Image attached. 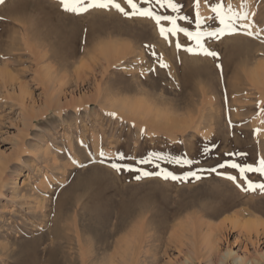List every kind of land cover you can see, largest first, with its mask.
Wrapping results in <instances>:
<instances>
[{
	"label": "rangeland",
	"instance_id": "374dc122",
	"mask_svg": "<svg viewBox=\"0 0 264 264\" xmlns=\"http://www.w3.org/2000/svg\"><path fill=\"white\" fill-rule=\"evenodd\" d=\"M55 1L52 0L54 4ZM43 2L27 0L14 5V16L0 17V73H7V76L0 74L3 77L0 78V264H31L29 259L19 258L15 253L18 246L40 241L53 223L62 228H76L78 232L81 227L101 223L112 227L116 217L125 211L131 212V208L138 210L129 215L131 220L126 218V229L98 254L88 256L89 235L78 243L77 234L73 233L77 240L73 253L76 264L81 261V264H188L187 260L190 264L222 261L236 264L233 262L236 257H242L244 264H264V226L259 227L258 234L255 231L248 234L246 229L233 228L227 221L236 220L238 216L241 224L244 221L264 223V194L256 191L247 195L240 191L243 195L237 197L239 190L230 181L207 171L217 162L229 159L225 155L228 152L248 154V157H234L238 162L252 163L254 157L257 160L264 156V111H261L264 109V66H261L264 44L243 34L225 36L220 41L209 42L220 54L219 60L213 61L177 52L174 43L169 45L158 35L151 21L127 19L114 11L75 16L64 12L58 4L59 8ZM180 2L184 4L185 14L194 15L191 0ZM227 2L239 10L241 0ZM246 4L245 10L255 12L253 19L264 28V0H246ZM201 13L209 15L203 6ZM106 42L119 50H111L113 55L110 56L101 52V45L107 46ZM145 44L154 47L148 49ZM116 51L126 53L119 56L120 52ZM153 51L162 56L170 68H160L157 58L151 54ZM217 63L222 67L217 68ZM149 68L155 71H148ZM253 71L261 72L260 76L255 77ZM129 102H133L132 105ZM151 108L156 110L152 113ZM112 112L116 113V118L108 115ZM255 129L261 131L256 133ZM205 148L210 150L205 152ZM101 150L108 157L115 158L117 153L128 157V161L117 160L118 163H134L162 150L160 153H170L169 158L186 156L197 162L176 165L160 161L170 164L177 175L188 170L205 171L199 181L189 179L184 183L156 177L136 180L135 172L118 173L107 162L100 164ZM137 167L154 170L152 165ZM248 175L254 180L258 178L257 173ZM154 179L169 186L155 194ZM225 183H229L228 186ZM244 195L249 196L248 200ZM236 198L240 203L235 202ZM192 200L200 205L189 210L190 214L186 212L176 217L179 208ZM154 202H159L155 206L166 213L163 216L156 208L163 223L159 241L154 240ZM171 202L175 204L174 209L170 207ZM208 202L213 204L211 208ZM220 205L224 209H218ZM226 205L232 210L227 211L229 214ZM205 206L209 208L203 209ZM244 207L249 208L248 211L254 209L255 215L252 217L254 211L250 214ZM144 208L145 215L141 213ZM201 208L207 213L218 209L215 214L220 211L227 215L213 214L218 216L216 218L206 213L204 218ZM240 209L245 216L239 214ZM146 224L149 228H145ZM137 227L142 233L136 241L138 248L115 257L119 247L115 245L123 235L127 237L130 228ZM227 249L233 254L229 258ZM38 264L42 263L38 261Z\"/></svg>",
	"mask_w": 264,
	"mask_h": 264
},
{
	"label": "snow or ice",
	"instance_id": "6c2138e0",
	"mask_svg": "<svg viewBox=\"0 0 264 264\" xmlns=\"http://www.w3.org/2000/svg\"><path fill=\"white\" fill-rule=\"evenodd\" d=\"M4 2L5 0H0V4ZM57 3L64 12L75 16L88 14L91 11H114L127 19L136 18L151 21L158 35L169 45L174 43L177 52L183 51L191 56L211 58L213 61H218L220 54L209 46L210 41H220L225 36L243 34L264 44V36L261 35L264 33V28H260L253 19L256 15L255 12L245 10L247 8L246 0H241L239 10L232 3H226V0H191V7L194 11V15L191 16L183 12L184 4L180 0H57ZM202 6L207 8L209 15H202ZM144 47L151 49L154 46L145 44ZM151 54L157 58L160 68H170L163 61L162 56H157L155 51ZM216 67L221 68L222 66L217 63ZM148 71H155V69L149 68ZM140 74L143 75L144 73L141 72ZM169 75H171L170 72ZM225 99L227 100V97ZM108 115L116 118L115 112L108 113ZM231 123L229 120L230 125ZM143 131L141 129V132ZM260 131V129L254 130L256 133ZM209 150V148H205V152ZM89 155L91 156V153ZM225 155L229 159L221 161L207 171L230 181L241 192L259 191L264 194V179H261L264 177V156L252 163H247L238 162L234 159L237 156H246L247 153L229 152ZM99 156L101 157L100 164L103 165L107 162L108 166L118 173L121 171L137 173L136 180L156 177L164 181L171 180L184 183L189 179L200 180L201 173L205 171L204 169L188 170L183 175H177L176 172L167 167H162L160 161L176 165H193L197 162L188 159L186 156L169 158L168 155L160 152L149 153L146 157L135 160L134 163L116 162L117 160L128 159L122 153H117L116 157L113 158L108 157L101 150ZM90 162L95 163L96 161ZM137 165H152L154 170H147L144 167H137ZM80 166L84 167L85 165L81 164ZM229 170H235L237 175L232 174ZM249 173H257L258 178L256 180L251 179Z\"/></svg>",
	"mask_w": 264,
	"mask_h": 264
},
{
	"label": "bare ground",
	"instance_id": "6f19581e",
	"mask_svg": "<svg viewBox=\"0 0 264 264\" xmlns=\"http://www.w3.org/2000/svg\"><path fill=\"white\" fill-rule=\"evenodd\" d=\"M25 1H27V0H5V2L3 3V4H0V17L2 16L3 18L5 17V18H7L8 19V17L10 18L11 17V15H13L12 14V12H13V10H14V5H17V4H19V5H21L20 3H25ZM42 2H43V0H41ZM44 1H46V0H44ZM57 1V0H56ZM55 1V2H56ZM37 2V1H36ZM53 2H54V0H53ZM52 2V0H47V2H43V3H48L49 4V6L50 5H52V7H55V6H57L58 7V3H53ZM23 3V4H24ZM33 4H34V2H32ZM41 3V2H40ZM42 3V4H43ZM36 4V3H35ZM44 5V4H43ZM33 6H35V5H33ZM37 6V5H36ZM45 6V5H44ZM17 7V6H16ZM29 7H30V5H29ZM18 8V7H17ZM41 8V7H40ZM51 8V7H50ZM49 8V9H50ZM59 8V7H58ZM61 8V7H60ZM43 9H44V7H43ZM53 9V11H54V8H52ZM45 10V9H44ZM15 11V10H14ZM52 11V10H51ZM18 12V11H17ZM50 12V11H49ZM55 12V11H54ZM91 12H93V11H91ZM64 13V12H63ZM50 14V13H49ZM93 14V13H92ZM84 15H86V16H88L87 14H84ZM14 16V15H13ZM13 16H12V18H13ZM89 16H90V14H89ZM92 17V16H91ZM16 18V17H15ZM59 18V17H58ZM87 18H89V17H87ZM19 19H21L20 17H19ZM46 19V18H45ZM54 19V18H53ZM56 20V19H55ZM9 21V20H8ZM8 21H4L5 23L6 22H8ZM86 21V20H85ZM16 24H18V22L16 23ZM91 24V23H90ZM19 25V24H18ZM20 25H21V23H20ZM86 25V24H85ZM8 27V26H7ZM20 27V26H19ZM22 27V26H21ZM85 27V26H84ZM60 30V29H59ZM111 30V29H110ZM109 30V31H110ZM127 30V29H126ZM98 31V30H97ZM20 32V31H19ZM27 32V31H26ZM117 32V31H116ZM113 33V32H112ZM120 33V32H119ZM26 34V33H25ZM93 34V33H92ZM108 34V33H107ZM30 34H28V36H29ZM24 36V35H23ZM28 36H25V38H27ZM96 36H97V34H96ZM22 37V36H21ZM95 37V36H94ZM114 37V36H113ZM117 37H118V35H117ZM14 38V37H13ZM15 39V38H14ZM14 39H12V40H14ZM97 39V38H96ZM121 39V38H120ZM114 40V39H113ZM17 41V40H16ZM15 41V42H16ZM27 41V40H26ZM38 41V40H37ZM105 41V40H104ZM107 41V40H106ZM109 41V40H108ZM22 42H23V38H22ZM24 42H25V40H24ZM29 42V41H28ZM27 42V43H28ZM101 42H103L102 40H101ZM101 42H99V44L101 43ZM112 41H110V43H111ZM116 42H118V40L116 39ZM115 42V43H116ZM21 43V42H20ZM26 43V42H25ZM24 43V44H25ZM105 43V42H104ZM107 43V42H106ZM121 42H119V44H120ZM108 45L107 46H103V45H101L102 47H103V49H101L102 47H99L101 50V52L103 51L106 55H113V51H111V50H119V49H117V47L116 46H110L109 45V43H107ZM225 45V44H224ZM6 46V45H5ZM13 46V45H12ZM117 46H119V45H117ZM14 47V46H13ZM16 47V46H15ZM19 47V46H18ZM24 47H27V46H24ZM120 48H122V46H119ZM118 47V48H119ZM1 49V48H0ZM124 49V48H123ZM122 49V50H123ZM127 49V51L129 50L128 48H126ZM8 50H10V49H8ZM130 51H131V49H130ZM100 52V53H101ZM115 52V51H114ZM116 52H120V51H116ZM123 52V51H122ZM122 52H120V53H117V55H121L122 54ZM125 52V51H124ZM123 52V53H124ZM126 53V52H125ZM123 55V54H122ZM118 57V56H117ZM123 57V56H122ZM117 61V60H116ZM113 64V63H112ZM246 64V63H245ZM247 65H248V63H247ZM246 65V66H247ZM264 66V64H261V66ZM259 67H260V65H258ZM245 67V66H244ZM259 67H258V70H259ZM262 69V68H261ZM260 69V70H261ZM254 72V71H253ZM256 72V71H255ZM255 72H254V76L255 77H259L260 75V73L261 72H259L258 71V75L256 76L255 75ZM1 73H4V72H1ZM0 73V74H1ZM4 74H6L5 76H7V73H4ZM253 74V73H252ZM251 74V75H252ZM2 76V75H1ZM253 76V77H254ZM11 77V76H10ZM186 77V76H185ZM255 77H254V79H255ZM0 78H3V77H0ZM5 78H9V76L8 77H5ZM11 79V78H10ZM9 79V80H10ZM260 79V78H259ZM256 80V79H255ZM261 80V79H260ZM186 83V82H185ZM145 98V97H144ZM147 100H149V98L147 99ZM155 100V99H154ZM142 102H146V101H143V100H141ZM157 101V100H156ZM134 102V101H133ZM132 102V103H133ZM140 102V101H139ZM149 102H150V100H149ZM131 105H132V103L131 102H129ZM135 103V102H134ZM148 103V102H147ZM156 103V102H155ZM136 104V103H135ZM139 104V103H138ZM130 105V106H131ZM134 105V104H133ZM147 106L149 105V107L151 106L152 107V105L151 104H146ZM157 105V104H156ZM156 105H154L155 107H157ZM141 106V105H140ZM160 106V105H159ZM162 106H163V104H162ZM167 106V105H166ZM132 107V106H131ZM168 108V107H167ZM153 110H156V109H154L153 108ZM152 110V108H151V112L153 111ZM160 111H162V110H160ZM166 111H168L167 109L165 110V112ZM164 112V111H163ZM163 112H161V114L163 113ZM164 112V113H165ZM153 113V112H152ZM158 113H160L159 112V110H158ZM169 115L171 114V112L170 111H168L167 112ZM166 113V114H167ZM174 115V114H173ZM161 116V115H160ZM159 117V116H158ZM175 118V117H174ZM151 119V118H150ZM160 121V120H159ZM179 121V120H178ZM162 122V121H161ZM162 124V123H161ZM182 124V123H181ZM181 124H177V126L178 125H180V126H182ZM159 129V128H158ZM162 130V129H161ZM170 131V130H169ZM158 132H161V131H158ZM167 135H168V130H167ZM170 133V132H169ZM175 134H176V132H174ZM165 134V133H164ZM172 135V134H171ZM175 138V137H174ZM109 141V140H108ZM111 142V141H110ZM183 142V141H182ZM132 145V144H131ZM219 146V145H218ZM156 147H157V145H156ZM196 147V146H195ZM194 147V148H195ZM224 147V146H223ZM174 148V147H173ZM193 148V147H192ZM197 148V147H196ZM195 148V149H196ZM198 148H201V147H198ZM158 150L157 151H159V149L160 148H157ZM164 149V148H163ZM168 149V148H167ZM170 149V148H169ZM202 149V148H201ZM228 149V148H227ZM156 150V149H155ZM197 150V149H196ZM215 150V149H214ZM242 150H244L245 151V149H243L242 148ZM241 150V151H242ZM248 149H246V152H248L247 151ZM162 151V150H161ZM160 151V152H161ZM166 151V150H165ZM176 151V150H175ZM228 151H229V149H228ZM179 152V151H178ZM191 152V151H190ZM195 152V151H194ZM198 152H199V150H198ZM134 153V152H133ZM165 153V152H164ZM175 153V152H174ZM186 153V152H185ZM229 153V152H228ZM243 153V152H242ZM245 153V152H244ZM180 154V153H179ZM189 154V153H188ZM113 155V154H112ZM168 155H170V153L168 154ZM174 155V154H173ZM133 156H134V154H133ZM187 156H190V155H187ZM255 156V155H254ZM177 157V156H176ZM182 157V156H181ZM192 157V156H191ZM241 157V156H240ZM246 157H248V154L246 155ZM188 158V157H187ZM195 158V157H194ZM193 158V159H194ZM226 158V157H225ZM227 158H228V156H227ZM253 159V158H252ZM251 159V160H252ZM239 160V159H238ZM247 160V159H246ZM126 161H128V160H126ZM208 161V160H207ZM252 161H255V157H254V159L252 160ZM251 161V162H252ZM250 162V161H249ZM161 163V166L162 167H167L169 170H171V171H174L173 169H171V167H170V164H167V163H163V162H160ZM217 163H219V162H217ZM217 163H216V165H217ZM201 167H203V166H201ZM210 168H212L211 166H210ZM110 169V168H109ZM235 170H233V173H236V172H234ZM175 172V171H174ZM134 173V172H133ZM132 173V174H133ZM176 173H178V172H176ZM232 173V172H231ZM126 174V173H125ZM182 174V173H181ZM203 174V173H202ZM129 175V174H128ZM179 175V174H178ZM234 175H237V174H234ZM134 176V175H133ZM213 176H215V175H213ZM252 176V175H251ZM251 176H249L250 178H252ZM253 176H254V174H253ZM255 177V176H254ZM256 177H258V176H256ZM155 178V177H154ZM205 178H207V177H205ZM204 178V179H205ZM216 178V177H215ZM214 178V179H215ZM129 179V178H128ZM145 179H147V178H145ZM144 179V180H145ZM152 179V178H151ZM208 179V178H207ZM253 179V178H252ZM255 179V178H254ZM253 179V180H254ZM209 180V179H208ZM223 180V179H222ZM190 181V180H189ZM199 181V180H198ZM168 182V181H167ZM201 182V181H200ZM199 182V183H200ZM223 182V181H222ZM142 183V182H141ZM224 183V182H223ZM168 184H170V183H168ZM187 184V183H186ZM190 184V183H189ZM194 184V183H193ZM202 184V183H201ZM205 184V183H204ZM204 184H203V186H204ZM207 184H208V182H207ZM222 184V183H221ZM225 184H227V186H228V184L229 183H225ZM230 184H231V182H230ZM183 185V184H182ZM231 185H233V184H231ZM167 186H169V185H167V183H161V181L159 180V179H154V192L153 193H155V194H157V190H159V191H162L165 187H167ZM172 186V185H171ZM184 186V185H183ZM185 186H187V185H185ZM190 186V185H189ZM192 186V185H191ZM190 186V187H191ZM182 187V186H181ZM195 188H197V187H195ZM165 189H167V188H165ZM164 189V190H165ZM180 189V188H179ZM191 189V188H190ZM200 189V188H199ZM211 189V188H210ZM146 190V189H145ZM192 190V189H191ZM196 190V189H195ZM198 190V189H197ZM235 190H236V188H235ZM177 191V190H176ZM182 191V190H181ZM234 191V190H233ZM165 194H166V191H163ZM240 192V191H239ZM238 192V194H237V192H234V193H236L237 194V197H238V195L239 194H241V195H239V196H242L243 194H246V193H239ZM211 193V192H210ZM255 193V192H254ZM258 193V192H257ZM138 194V193H137ZM173 194V193H172ZM204 194V193H203ZM235 194V195H236ZM149 195V194H148ZM162 195V194H161ZM164 195V194H163ZM175 195H177V194H175ZM202 195V194H201ZM221 195V194H220ZM247 195H249L248 193H247ZM254 195V194H253ZM252 195V196H253ZM257 195V194H256ZM259 195V194H258ZM257 195V196H258ZM261 195V194H260ZM147 196V195H146ZM164 196H166V195H164ZM164 196H162V197H164ZM200 196V195H199ZM222 196V195H221ZM229 197L231 196V195H228ZM234 196V195H233ZM233 196H232V199H234L233 198ZM255 196V195H254ZM144 197V196H143ZM156 197H159L158 195H156ZM176 197V196H175ZM225 197V196H224ZM236 197V196H235ZM244 197H245V195H244ZM247 197V196H246ZM245 197V198H246ZM201 198H202V196H201ZM239 198H241V197H239ZM239 198H236V200H235V202L237 201L238 202V200L237 199H239ZM248 198H249V196L247 197V200H248ZM155 199V198H154ZM153 199V200H154ZM165 199V197L164 198H162V203H164V200ZM226 199V198H225ZM243 199V198H242ZM251 199V198H250ZM158 200H160V199H158ZM158 200H156V201H158ZM198 201H199V199H197ZM202 200H204L203 198H202ZM207 200H209V199H207ZM228 200H229V198H228ZM231 200V199H230ZM244 201H245V199H243ZM155 201V200H154ZM215 202H216V200H214ZM232 201H234V200H232ZM242 201V200H241ZM243 201V202H244ZM251 201V200H250ZM256 201V200H255ZM259 201H262V200H259ZM173 202H174V200H173ZM173 202H171V205H172V203ZM236 202V203H237ZM246 202V201H245ZM252 203H253V201H251ZM114 203V202H113ZM155 203H158L159 204V202H154V240L155 241H159V238H160V234H158V233H160L161 231L163 232V223H162V221L160 220V214H159V212L158 211H160L161 210V212H162V210H163V208L162 209H160L159 210V208L158 207H156L155 206ZM178 203V202H177ZM181 204H182V202H180ZM209 203V202H208ZM229 203H231L230 201H229ZM238 203H240V202H238ZM237 203V204H238ZM242 203V202H241ZM126 204V203H125ZM197 204H199L200 205V203L199 202H196V200H192V201H190V202H186V203H184L180 208H179V210L178 209H176V210H178V213H177V215H176V217L177 216H184V215H182V214H184V213H186V212H188V214H190L189 213V210H193L194 208H197ZM210 204V203H209ZM233 204H234V202H233ZM236 204V205H237ZM244 204V203H243ZM246 204V203H245ZM244 204V205H245ZM247 204H248V201H247ZM250 205H251V203H249ZM152 205V206H153ZM167 205V204H166ZM170 205V207H172L173 209L175 208V204H174V206L172 205L171 206ZM180 205V204H179ZM179 205H177V206H179ZM199 205H198V207H199ZM208 205V204H207ZM211 205H213V204H210V208L212 207ZM219 205V204H218ZM253 205V204H252ZM255 205V204H254ZM158 206V205H157ZM163 206V205H162ZM162 206H160V207H162ZM216 206V205H215ZM228 206H231L230 204H228ZM247 206H249V205H247ZM246 206V207H247ZM167 207V206H166ZM206 207H208V206H205V207H203V209H205ZM222 206L220 205L219 207H218V209L219 208H221ZM243 207V206H242ZM264 207V206H263ZM122 208V207H121ZM150 208V207H149ZM156 208L158 209V211L156 210ZM209 208V207H208ZM207 208V209H208ZM213 208H214V206H213ZM223 209H224V207H222ZM227 210H226V213L227 214H229L230 212H232V210L230 209V207H227V205H226V207H225ZM233 208V207H232ZM235 208V207H234ZM237 208H238V206H237ZM236 208V209H237ZM245 208V207H244ZM252 207H250V209H251ZM137 209V208H136ZM136 209L135 208H131V212H124L123 210V214L122 215H118L117 217H116V223L114 224V225H112V227H110L108 224L107 225H105V224H103V223H101V224H99V225H95V226H89L88 225V227H86V228H84V229H82V227H81V229H80V231L78 232V231H75V229L76 228H74V230H72L73 229V227H69V228H71V229H68V227L67 228H62V227H60V226H58L57 224L56 225H54V223L51 225V226H49L48 227V230L45 232V233H43L42 234V239L40 240V241H38V242H32V243H30V244H27V245H19L18 246V250H16V252L15 253H17V255H18V257L19 258H22V257H25L26 259H29L30 261H31V264H38V261H40V263H42V264H76V260H75V257H74V251H76L75 249V244L74 243H76L77 242V240H76V238L78 239V243H80V240L82 241V239H83V237L85 236V235H89V237H88V239H87V241L89 242V246H90V248H89V250H88V246L86 247L87 248V250L88 251H90L89 253H90V255H89V253H88V256H91V254H96L97 252H100L101 251V249L102 250H104L108 245H106V244H108V242L112 239V238H118L119 237V235H120V233H122V231H124L125 229H126V225L124 226V222H126L125 220H126V218H127V220L129 219V215L130 216H132V215H134L135 213H136ZM168 209H169V206H168ZM202 208H201V210H203ZM218 209H213V213H207V210L205 211V210H203V216H205L206 215V213H207V215H212V216H209V217H213L214 215H218L219 216V213H220V211H219V213H217V214H215V212H217L218 211ZM243 209V208H242ZM246 209V211H248L247 209H249V208H245ZM259 209H261L260 207H259ZM138 210V209H137ZM140 210V209H139ZM150 210V209H149ZM171 210V209H170ZM195 210V209H194ZM197 210V209H196ZM200 210V209H199ZM209 210V209H208ZM210 210H212V209H210ZM209 210V211H210ZM235 210V209H234ZM142 211H145V208L144 209H142L141 210V213H142ZM152 211V210H151ZM156 211V212H155ZM175 211V210H174ZM173 211V212H174ZM198 211V210H197ZM196 211V212H197ZM227 211H230L229 213L227 212ZM243 211V210H242ZM246 211L244 212V213H246ZM250 211H254V213L252 214V212L250 213ZM160 212V213H161ZM168 212V211H167ZM172 212V213H173ZM196 212H194L195 214L194 215H196ZM222 212V211H221ZM250 214H252V217L255 215V210L253 209V210H249L248 211ZM132 213V214H131ZM140 213V212H139ZM162 213H164L163 214V216L166 214L164 211L162 212ZM161 213V214H162ZM223 213H224V211H223ZM233 213H234V211H233ZM241 213V214H240ZM261 213V212H260ZM260 213H257V214H260ZM264 213V212H263ZM142 214H144V212L142 213ZM142 214H141V216H142ZM176 214V213H175ZM187 214V213H186ZM192 214V213H191ZM214 214V215H213ZM220 214H222V213H220ZM226 214V215H227ZM239 214L240 215H242L243 214V212H241V209H240V212H239ZM145 215V214H144ZM173 214H170L169 216H172ZM201 215V216H202ZM223 215V214H222ZM225 215V214H224ZM223 215V216H224ZM225 215V216H226ZM239 215V216H240ZM244 215V214H243ZM262 215H264V214H262ZM186 216V215H185ZM202 216V217H203ZM218 216H214V217H216V218H218ZM221 216V215H220ZM245 216V215H244ZM248 216V215H247ZM260 216V215H259ZM145 217V216H144ZM168 217V216H167ZM174 217V216H173ZM172 217V218H173ZM188 217L189 218H192V215H191V217L188 215ZM187 217V218H188ZM233 217V216H232ZM237 218H235L236 220H234V219H231V218H229L227 221L233 226V228L234 227H240L242 230H243V228H244V230L246 229V231H247V233L248 234H252V232L253 231H255V233L256 234H258L259 232H260V229H259V227H263L264 226V223H253V222H251V221H248L247 223H245V221H244V224H241V220H240V217H238V216H236ZM256 217V216H255ZM132 218H134V217H132ZM136 218H138V217H136ZM162 218V217H161ZM164 219H163V221L165 220V218H166V216L165 217H163ZM172 218H169V219H172ZM204 218H206V216L204 217ZM215 218V219H216ZM228 218V217H227ZM178 219H179V217H178ZM194 219V218H193ZM210 219H212V218H210ZM244 219V218H243ZM129 220H131V219H129ZM167 220H168V218H167ZM173 220H175V219H173ZM181 220V219H180ZM188 220V219H187ZM261 220V219H260ZM189 221V220H188ZM187 221V222H188ZM169 222L170 221H168L167 223L169 224ZM176 222V221H175ZM261 222V221H260ZM263 222V221H262ZM56 223V222H55ZM110 223V222H109ZM183 223H185V222H183ZM149 224H150V222H149ZM182 224V223H181ZM190 224V223H189ZM188 224V225H189ZM191 224H192V222H191ZM111 225V224H110ZM170 225V224H169ZM184 225V224H183ZM196 225V224H195ZM231 226V227H232ZM134 226H132V228H133ZM146 227H148L149 228V226H147V224L145 225V228ZM174 227H175V225H174ZM182 227H184V226H182ZM187 227V226H186ZM189 227V226H188ZM177 228V227H176ZM191 228V227H190ZM189 228V229H190ZM180 230L179 231H181V227L179 228ZM182 229H184V228H182ZM188 229V230H189ZM77 230V229H76ZM146 230V229H145ZM164 230H166L165 228H164ZM178 231V230H177ZM176 231V232H177ZM76 233L77 234V237L75 238V234H74V236H73V233ZM140 233H141V228H139V227H137V228H135V229H131L130 228V230L127 232V237L125 238L124 236L125 235H123V238L121 237V241H119L118 242V244L117 245H115V246H119L118 247V250H117V252H116V256L115 257H121L122 255H126L127 253H129L131 250H133V248H138L137 247V245H136V241H138L139 240V235H140ZM187 233H188V231H187ZM187 233H185V234H187ZM142 234V233H141ZM144 234H145V231H144ZM162 234V233H161ZM146 235V234H145ZM118 236V237H117ZM149 236V235H148ZM162 236V235H161ZM125 238V239H124ZM145 238V237H144ZM143 238V239H144ZM169 238H172V237H169ZM124 239V240H123ZM115 240V239H114ZM148 240V239H147ZM152 240V239H151ZM162 240V239H161ZM85 241H86V238H85ZM87 241H86V243H87ZM112 241V240H111ZM110 241V242H111ZM147 242V241H146ZM78 243H77V245H78ZM117 243V242H116ZM115 243V244H116ZM148 243V242H147ZM155 243V242H154ZM160 243V242H159ZM111 244V243H110ZM144 244V243H143ZM142 244V245H143ZM146 245H149V244H146ZM157 245V244H156ZM161 245V244H160ZM113 246V245H112ZM139 246V245H138ZM154 246H155V244H154ZM158 246V245H157ZM110 247V246H109ZM114 247V246H113ZM157 248V247H156ZM109 249V248H108ZM111 249V248H110ZM143 249V248H142ZM159 249V248H158ZM12 250V249H11ZM82 251V250H81ZM87 251V252H88ZM141 251V250H140ZM40 254H39V253ZM85 252V251H84ZM84 252H83V254H84ZM86 252V253H87ZM13 253V252H12ZM141 253V252H140ZM98 254V253H97ZM13 255H14V253H13ZM136 255V254H135ZM233 254H232V250H230V249H227V251H226V257L227 258H229V257H231ZM12 256V255H11ZM10 256V257H11ZM84 256V255H83ZM93 256H96V255H93ZM130 257V256H129ZM84 258H86V256L84 257ZM84 258H83V260H84ZM92 258V257H91ZM90 257H89V259H91ZM77 259V258H76ZM78 260V259H77ZM81 260V259H80ZM93 260V259H92ZM91 260V261H92ZM95 260V259H94ZM112 260H114V258L112 259ZM86 261V260H85ZM88 261H90V260H88ZM90 261V262H91ZM111 261V260H110ZM115 261V260H114ZM190 260H187L186 262L188 263V264H190V262H189ZM93 262H95V261H93ZM92 262V263H93ZM233 262L234 263H236V264H244V262H245V260L242 258V257H236V258H234L233 259ZM252 262V261H251ZM81 263H82V261H81ZM80 263V264H81ZM85 263V262H84ZM113 263V262H112ZM116 263V262H115ZM78 264V263H77ZM86 264V263H85ZM96 264V263H95ZM111 264V263H110ZM219 264H225V262L224 261H222V262H220ZM252 264V263H251Z\"/></svg>",
	"mask_w": 264,
	"mask_h": 264
}]
</instances>
